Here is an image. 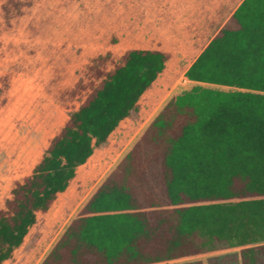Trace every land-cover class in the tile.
<instances>
[{"label": "trees", "instance_id": "1", "mask_svg": "<svg viewBox=\"0 0 264 264\" xmlns=\"http://www.w3.org/2000/svg\"><path fill=\"white\" fill-rule=\"evenodd\" d=\"M28 5L5 0L3 11ZM169 57L128 49L115 61L107 52L62 92L80 104L0 208V264ZM183 77L188 88L162 104L40 264H169L237 249L242 264H264V0H240Z\"/></svg>", "mask_w": 264, "mask_h": 264}, {"label": "rangeland", "instance_id": "2", "mask_svg": "<svg viewBox=\"0 0 264 264\" xmlns=\"http://www.w3.org/2000/svg\"><path fill=\"white\" fill-rule=\"evenodd\" d=\"M28 1L19 13L6 17L5 0H0V208L14 183L29 175L51 138L78 108L79 100L68 102L61 94L85 78L93 57L109 52L116 61L128 49L156 50L170 57L139 98L137 108L76 169L67 191L49 211L37 213L22 245L4 264H40L80 209L75 211L76 196L81 200L94 190L163 102L188 88L185 69L215 33L217 24L240 2ZM169 264H242V259L238 249L221 250Z\"/></svg>", "mask_w": 264, "mask_h": 264}, {"label": "crops", "instance_id": "3", "mask_svg": "<svg viewBox=\"0 0 264 264\" xmlns=\"http://www.w3.org/2000/svg\"><path fill=\"white\" fill-rule=\"evenodd\" d=\"M237 6H238V5H237ZM234 10H235V9H234ZM234 10H233V11H234ZM233 11H232V12H233ZM232 12H231V13H232ZM231 13H230V14H231ZM227 18H228V17H227ZM227 18H226V19H227ZM226 19H225V20H226ZM212 36H213V35H212ZM184 79H185V78H184ZM185 81L188 82V84L190 83V82H189L188 80H186V79H185ZM171 95H172V94H171ZM171 95H170V96H171ZM170 96H169V97H170ZM169 97H168V98H169ZM168 98H167V99H168ZM167 99H166V100H167ZM166 100H165V101H166ZM165 101H164V102H165ZM164 102H163V103H164ZM161 106H162V105H161ZM161 106H160V107H161ZM160 107H159V109H160ZM159 109H158V110H159ZM158 110H157V111H158ZM85 164H86V163H85ZM74 177H75V176H74ZM74 177H73V178H74ZM71 181H72V180H71ZM71 181H70V182H71ZM70 182H69V184H70ZM69 184H68V186H69ZM68 186H67L66 190H65L64 192L58 194V196L61 195V194H64V193L67 191ZM92 191H93V190H91V191H90L86 196H84L83 198H82V196H81V198L79 197L81 200H78V199H77L78 196H76L77 198H76V200L74 201V203H75V211H76L80 206H82V204L86 201V199L88 198V196L91 194ZM58 196H57V198H58ZM56 200H57V199H56ZM56 200H55V201H56ZM54 203H55V202H54ZM54 203H53V204H54ZM72 203H73V202H72ZM74 203H73V204H74Z\"/></svg>", "mask_w": 264, "mask_h": 264}]
</instances>
